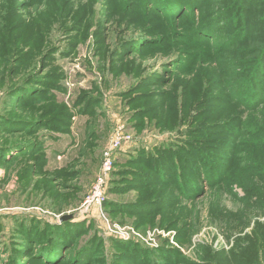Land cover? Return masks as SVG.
I'll list each match as a JSON object with an SVG mask.
<instances>
[{"label":"rangeland","instance_id":"374dc122","mask_svg":"<svg viewBox=\"0 0 264 264\" xmlns=\"http://www.w3.org/2000/svg\"><path fill=\"white\" fill-rule=\"evenodd\" d=\"M263 51L264 0H0V264H264Z\"/></svg>","mask_w":264,"mask_h":264},{"label":"built area","instance_id":"2783aa9c","mask_svg":"<svg viewBox=\"0 0 264 264\" xmlns=\"http://www.w3.org/2000/svg\"><path fill=\"white\" fill-rule=\"evenodd\" d=\"M129 140V137H125L124 135H117L115 138V147H119L123 141ZM113 160H112V154L107 153L106 154V160L104 163V168H103V177L99 179V182L97 183L96 187L94 188L93 192L91 195L87 198L85 202V206L90 208L92 206H95L97 208H102L103 204L105 203L106 200V176L108 173L111 172L112 166H113ZM99 210V209H98ZM101 211V210H100Z\"/></svg>","mask_w":264,"mask_h":264},{"label":"trees","instance_id":"16d2710c","mask_svg":"<svg viewBox=\"0 0 264 264\" xmlns=\"http://www.w3.org/2000/svg\"><path fill=\"white\" fill-rule=\"evenodd\" d=\"M259 61L264 62V51L262 52V56H261V59H260ZM262 62H261V63H262ZM14 124L16 125V129H15L16 132H18L19 130H21L20 127H19V126H20V123H14ZM15 150H17V149H15ZM24 152H25V151H24ZM29 153H30V152H29ZM28 155H30V154H28ZM141 180H143V179H141ZM143 181H144V180H143ZM149 204H150V203H149ZM137 206H141V207H140V210H141V208H145L146 206H148V204H147V205H140V204H139V205H137ZM144 213H146V212H144ZM69 224H70L69 222H65V223H64V225H68V226H69ZM71 226H72V225H71ZM72 227H73V226H72ZM73 228H74L75 230L78 229V228L76 227V225H75ZM64 234H65V233H64ZM88 253H90V251H89Z\"/></svg>","mask_w":264,"mask_h":264},{"label":"water","instance_id":"95a60500","mask_svg":"<svg viewBox=\"0 0 264 264\" xmlns=\"http://www.w3.org/2000/svg\"><path fill=\"white\" fill-rule=\"evenodd\" d=\"M71 219H73V216L72 215H67V216H64L61 221L65 222V221H69Z\"/></svg>","mask_w":264,"mask_h":264}]
</instances>
